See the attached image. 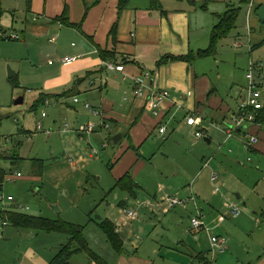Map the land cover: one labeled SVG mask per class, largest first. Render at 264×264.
Listing matches in <instances>:
<instances>
[{
	"label": "rangeland",
	"instance_id": "obj_1",
	"mask_svg": "<svg viewBox=\"0 0 264 264\" xmlns=\"http://www.w3.org/2000/svg\"><path fill=\"white\" fill-rule=\"evenodd\" d=\"M206 1L205 5L209 8L207 16L213 11L224 13L228 3L240 8L235 26L225 38L216 42L211 60L216 63L217 68H215L218 75L223 78V84L228 85L230 100L234 98L231 100V106L235 108L241 98L236 96V91L248 86V77L245 76L250 71L252 62L262 65L261 69L257 68L254 73L257 79L263 82L264 93V21L254 9L250 22L247 14L250 8L249 0ZM253 2L257 6L264 3V0H253ZM27 7V0H0V23L5 31L0 33V165L8 174L20 171L23 175L20 179L7 182L0 191V196L8 197L11 194L18 203L29 208V210H18L21 213L51 219L60 218L83 226L89 248L94 253L93 256L85 252L77 253L71 260L73 264L95 262L100 264V260L95 258L97 256L111 264L116 263L115 260L120 254L113 250L98 223L107 216L111 217V209L116 207L113 210L117 211L124 200L132 207L136 206L135 199L128 196L123 189L115 187L112 161L114 152L121 148V145L112 142L114 134L110 131L111 128L94 140L91 139L93 133L90 134L91 136L81 138L77 128L81 123H87L88 118L87 108L81 107L84 92L78 95L81 103L74 102L72 96H63L56 101L55 94L48 87H41V81L45 78L43 74L49 68L48 57L40 56V59L44 58V60L36 65L43 64L42 73H37V68L32 66L33 58H37L35 49H41L45 44H50V41H55H52L54 36L51 38L52 30L44 31L43 37L42 34H37L41 37L40 41L38 36L29 33L30 21L25 22ZM36 21L40 20L36 19ZM220 21L221 19L212 27L213 30ZM36 24L39 26L40 23ZM195 27L193 23V28ZM61 28L64 29L62 33ZM206 31L210 32L209 28ZM10 32L14 34L26 32L28 43L24 44L23 39L4 38V34ZM56 32H59L62 43L65 42L66 45H71L72 41L78 43L66 27H54V34ZM55 37L57 40V36ZM210 41L211 38L208 40L209 44H204L207 49L212 44ZM235 42L242 44V48L238 49ZM200 61L204 62L205 59ZM198 62L195 67L198 66ZM10 68L16 72V76L19 75L17 78L20 77L21 87H15L10 81ZM39 74H42L41 81L37 77ZM233 78L236 79L234 84L231 83ZM42 90L52 99L50 103L36 106L39 91ZM22 95L25 102L16 104V100ZM90 102L94 104V100L91 99ZM44 113L47 116L43 117ZM179 116L182 117V114ZM40 122L41 129L37 127ZM166 136V140H162L157 131L154 139H151L155 140L157 145L146 144L142 149L148 165L136 180L147 183L150 190L142 192L139 189L138 195L144 193L138 196L139 199H146L147 196L152 197L148 200H152L154 194L159 193L158 184L165 186L169 178L168 181L175 183L174 195L182 191L183 195H190L193 189L200 208H203L205 222L210 228V225L214 224L215 215L226 211L225 200L231 198L241 208L242 216L246 220L238 223L237 219L231 218L221 228L211 233L220 235L222 232L221 235L226 236L228 242L234 239L233 244L244 250L251 249L255 243L262 241L264 183L259 189L257 188L254 178L259 175L254 172L255 165L247 162L249 158L241 160L245 166L239 165L238 161L224 163L223 177L226 176L228 180L225 184L215 183L222 188V191L217 193L215 185L214 190L211 185V170L202 169V157L214 156L216 142L209 146L204 138H198L200 143L194 145L198 142L195 137L193 144L188 143L184 140L186 134L179 130L175 121L171 122ZM175 141L183 142L181 148L175 147ZM105 144L107 147L103 149ZM202 146L206 151L202 150ZM92 148L98 149L100 153L90 157ZM79 155L85 159L84 163L78 161ZM75 161L77 163L73 165ZM198 164L200 166L197 169ZM179 168L182 170L179 171ZM162 170L168 171L170 177ZM259 172L264 176L263 167ZM213 191L218 196L213 197ZM237 194H240L241 198H238ZM7 202L6 199L0 200V210L9 204ZM55 206L61 211L58 212ZM165 209V205L162 207L146 204L138 211V221L125 226L126 255L140 254L144 257L145 253L154 254L158 250L161 255L152 256L154 263L178 264L177 258L192 254L191 248L198 251L197 245L200 241L196 238L200 234L191 231L192 218L197 212L194 205L191 203L187 207L178 206L168 213H164ZM34 232L35 235L31 236L32 230L11 224L3 232L0 229V264H39V257L50 260L59 252L62 245L70 240L68 235L62 232ZM61 237L68 239H57ZM203 242L208 246L207 235L204 236ZM190 262L188 264H192Z\"/></svg>",
	"mask_w": 264,
	"mask_h": 264
},
{
	"label": "crops",
	"instance_id": "obj_2",
	"mask_svg": "<svg viewBox=\"0 0 264 264\" xmlns=\"http://www.w3.org/2000/svg\"><path fill=\"white\" fill-rule=\"evenodd\" d=\"M249 1L251 5L252 0ZM159 2L160 6L155 8L152 6V0H27L28 7L25 22L30 21L29 33L38 36L39 41L48 30H52L51 34L53 35L51 38L57 36L55 42L50 41V44H45L43 48L35 49L37 58H33L32 66L37 68V73H42L43 64L36 65V63L44 60V58L40 59V56L48 57L47 64L49 68L43 74L45 76L44 80L41 81L40 75L42 74L37 75L42 82L41 87H48L55 94L54 99H57L56 101L63 96L74 98L84 92L85 96L81 104L83 109H86L85 104L87 102H90L91 99L94 100V104L90 103L102 112V118L111 126V129L105 128L104 131V128L99 127L101 117L95 116L87 109V123L94 121L97 124L96 131L91 137L92 140L98 135L103 136L108 129L113 131L114 135L120 133L123 135L119 143L121 148H118L113 154L112 171L116 182L130 172L139 185L137 191L139 189L142 192L147 189L150 190L147 183H140L136 180V177L142 175V171L148 165V160L143 156L145 153L142 149L146 144L157 145L155 140H151L154 139L157 131H159V137L166 140L169 126L172 121H175V125L179 127V130L184 131L186 134L184 140H187L188 143H194L197 129L206 130V135L202 138L207 141V145L212 146L216 142L214 156L212 158L202 157V169L208 168L211 170V185H213L212 177L214 173L218 175L217 184L218 182L225 184L228 180H226V176L223 177L225 162L238 161L239 165L245 166L241 160L247 157V159L249 158L247 162L255 165L257 169L254 172L259 176L254 178V182L259 189L264 183L263 173L259 172L262 167L264 168V123L248 125L243 131L236 133L234 137L227 138L225 132V128L231 124L234 114L239 110V102L247 93L245 86L244 88L242 86L243 89L236 91V96L241 98L237 101L238 104H236L235 109L231 106V100L234 98L230 100L229 87L223 84V78L218 75L216 70V63L211 61L214 54L197 57L193 63L183 60H166L160 66L157 64L165 56L195 55L199 51L208 50L205 45L209 44L208 40L212 38V27L226 11L237 7L228 3L224 13L213 11L207 16L209 8L205 5L206 0H159ZM200 2H203V4ZM263 4L260 3L256 6L254 3L253 8H249L247 14L250 22L254 9L257 13V10ZM187 6L190 8H187ZM66 8L69 10V20L78 26L80 25L81 28L77 26L68 27L60 20H56L57 17H62ZM35 17L40 21H36ZM36 23H40L39 26ZM193 23L196 26L195 28H193ZM62 26L66 27L75 36L78 43L74 41L71 45H66L65 42L62 43L59 32L54 34V27L60 28ZM114 26H117L116 36L111 34ZM207 28L210 32L206 31ZM63 30V28L60 29L61 33ZM2 31L4 29L0 23V33ZM12 34L14 33L4 34V38H10ZM37 34H42V36L40 37ZM18 35L22 38L17 40L23 39L24 44L28 43L26 32H21ZM52 43L54 44L52 45ZM241 45L239 42H235L238 49L242 48ZM100 48L115 54V64L124 65L125 71L117 72L106 68L103 65L102 55L98 50ZM72 55H81L82 57L71 64H63L60 61L63 57ZM201 59H205V61L201 62ZM50 61H54V63L50 64ZM197 62L199 64L195 67ZM145 71H150V82L157 90L167 89L171 94L158 112L150 108V92H147L145 96L134 97L132 95L135 78L143 76ZM235 80L233 78L231 83L234 84ZM42 94L47 97L43 103L47 104V100L50 103L52 98L48 97V94L43 90L42 92L39 91L38 100L42 99ZM127 95L129 98L126 100ZM197 112L203 114L202 125L190 126L187 124V118ZM180 114H182V117L179 116ZM43 117L45 116L43 115ZM178 118L180 121L177 120ZM214 123L220 124L221 128L216 127ZM163 127L167 129L164 134L161 133ZM173 129H175V126H173ZM251 135L260 138L259 142L253 146L249 145ZM81 138H86V136H81ZM196 143L194 145H198L200 140ZM182 144L181 141L174 142L176 148H181ZM207 145L206 147H208ZM102 148L105 149L104 146ZM205 149L202 146V150L206 151ZM92 156L97 155L90 153V157ZM78 158V161L85 162L82 155H79ZM76 163V161L73 162V165ZM199 166L198 164L197 169ZM181 170L179 168V171ZM17 172L20 171L10 174L13 178L8 182L23 177L16 175ZM163 172L169 175L168 171ZM168 180L169 178L165 186L158 184L159 193L154 194L152 200H148L152 197L147 196L146 199H139L138 196L144 194L142 192L139 195L137 193L135 197H131L126 192L128 196L136 200V206L132 207L124 200L117 211L113 210L116 207L111 209V217L107 216L105 219H110L115 223L117 232L124 239V244L125 226L138 221V211L146 204L162 207L165 205L164 213H168V211L178 207L170 208L166 205L165 199L168 196L184 199L192 194L193 189L190 195H183V191L174 195L173 185L175 183ZM180 196H183V198ZM212 196L218 195L213 191ZM230 200L232 199L225 200L224 208L226 211L215 215L214 224H211L210 228L206 225L204 229H200L205 232L200 230V232H197L192 228V232L200 234L196 238L200 241L197 245L199 252L191 248L192 254H185V256L177 258L178 264H188L190 261L192 264H264V239L255 243L253 248L244 250L242 247L233 244L234 239L228 242L226 236L221 235L222 232L220 235L211 233L217 228H221L231 218L237 219L238 223H243L246 220L242 216V211L237 216L231 213L227 205ZM7 203L9 204L5 206L8 209H17L16 204L18 201L16 198L14 203ZM6 207L1 210L6 209ZM126 208L137 211L136 219L126 215L124 211ZM54 219L58 220L60 218ZM259 222L257 221V223ZM7 226H10V224L4 226L0 223L1 231L3 232ZM32 231L31 236H34L35 230ZM206 235L208 236V246L207 244L204 245L203 242ZM229 235L230 233H228ZM216 236L221 240L225 239V248L224 250H217L214 254L212 238ZM68 237L70 239L69 235ZM68 237L57 239H68ZM159 252L156 250L154 254L160 256ZM154 254L148 255L145 253L144 257L140 254L126 255L124 250V253L120 254L115 260L116 263L112 264H156L152 257ZM51 259L45 260L39 257L40 261L38 263L50 264ZM101 260L105 261L104 264H111L103 258ZM94 264H97V262Z\"/></svg>",
	"mask_w": 264,
	"mask_h": 264
},
{
	"label": "built area",
	"instance_id": "obj_3",
	"mask_svg": "<svg viewBox=\"0 0 264 264\" xmlns=\"http://www.w3.org/2000/svg\"><path fill=\"white\" fill-rule=\"evenodd\" d=\"M253 0L251 1L250 9L253 8ZM35 20L38 19L37 17L34 18ZM11 38L13 39H21L22 36L18 34H12ZM52 41H56V38H53ZM82 56L79 55H72V56H66L60 59V61L63 64H71L74 61H77L80 59ZM50 64H53L54 61H50ZM103 65L106 66L110 70H115L117 72L125 71V66L124 65H117L112 61H103ZM262 65L260 64H254L253 62L251 63L250 71L246 74V77H248V86L246 87V94L244 95L243 99L239 102L238 108L239 110L237 113L234 114L232 122L228 127L225 128V132L228 137H234L236 133H239L244 130L245 127L248 125L252 124H259L261 123L259 120V117L261 113L264 112V93L262 92V84L259 79L255 76L254 71L257 68H261ZM150 71H145L143 76L135 78V86L132 91V95L135 96H145L147 92H150L151 98H150V108L154 109L156 112L160 111L162 108V104L166 101L167 98L171 96L170 92L166 90H157L152 83L150 82ZM129 96L127 95L125 99L127 100ZM74 102L79 103L81 100L78 96L74 97ZM47 103H49V100H47ZM86 108L90 110L95 116L101 117V124L99 127L101 128H110L109 124L104 121L102 118V112L99 111L97 108H95L90 102H87L85 104ZM44 116H47L46 113H44ZM203 114L200 112L194 113L193 115L189 116L187 118V124L193 127H197L202 125L203 121ZM96 123L94 121H89L86 124H81L77 128V132L81 136H90V134L94 133L96 131ZM214 125L218 128H221L220 124L214 123ZM42 123L40 122L37 127L41 129ZM166 127L161 128V133L164 134L166 133ZM206 135V130L205 129H197V132L195 133V137L202 138ZM260 138H258L256 135H251L250 140H249V145L253 146L259 142ZM107 146V144L104 145V148ZM92 155H98L100 151L96 148H92L91 150ZM251 160V158H250ZM16 175L18 176H23L20 172H17ZM8 180H11L13 176H9ZM218 178V175L214 173L212 177V182L213 185H215V191L217 193H220L222 191V188L219 185H216L215 182ZM7 200L10 203H14L15 198L13 196H8L5 197L4 195L0 196V200ZM166 205L168 207H174V206H185L187 207L189 204H193L195 207L196 216H193L192 218V228L194 230L199 231L200 229H204L206 227V222H205V216H203L202 209L199 206V201L196 197V194L192 191V194L189 197H186L184 199H179L176 197L168 196L165 199ZM17 207L20 210H29V208L23 206L21 203H17ZM228 207L231 211V213L234 216H237L241 213V208L232 200L228 201ZM126 215L128 217H131L133 219H136L137 217V211L133 209H124ZM0 223L2 225L6 226L9 224V222L5 221L2 219L0 216ZM225 239L223 238L222 240L219 237H213L212 238V247H213V253L215 254L217 250H224L225 248Z\"/></svg>",
	"mask_w": 264,
	"mask_h": 264
},
{
	"label": "trees",
	"instance_id": "obj_4",
	"mask_svg": "<svg viewBox=\"0 0 264 264\" xmlns=\"http://www.w3.org/2000/svg\"><path fill=\"white\" fill-rule=\"evenodd\" d=\"M153 7L157 8L160 6V3H158V0H152ZM240 9L234 8L229 11H226L225 14L220 18V23L214 28V32L212 34L211 38V46L208 50L199 51L195 55L189 54V55H180L177 56H165L162 58L157 64L159 66L165 62L166 60H174V61H186L188 63H192L196 60L197 57H203L206 55L214 54L215 52V44L218 40L225 38L226 35L229 33L230 29H232L235 26V21L238 18ZM56 20H60L65 26L71 27V26H77L81 28V26L74 24L72 21L69 20V10L68 8L65 9L62 17H57ZM116 29L117 26H114L111 34L116 36ZM11 38V37H10ZM9 38V39H10ZM100 54L102 55V60L105 61H112L116 62V56L109 50H102L101 48L98 49ZM106 67V66H105ZM107 68V67H106ZM16 76V75H14ZM12 77L10 78V81L13 83V85L16 87H21V83L19 81V78ZM40 100L36 101V106L39 105V103H43L45 99L47 98L46 95L42 94ZM40 103V104H41ZM261 123H264V112L261 113L259 120ZM110 126V125H109ZM111 127V126H110ZM10 174L7 173L6 169L0 165V191L3 190V187L8 182V177ZM138 183L133 178L132 174L128 172L124 176H122L121 179H119L115 187L123 189L125 192L129 193L131 197H135L137 194L138 189ZM123 204V203H122ZM17 206V204H16ZM17 209H4L0 210V216L3 220L9 222V224L16 225L19 228H24L28 230H35V231H43V232H57V233H65L70 236V240L68 243L62 245V247L58 250L59 252L51 259L50 264H72L71 259L74 255L77 253L85 252L91 256H93L92 250L89 248V243L87 241V237L85 235V229L83 226L72 224L69 221L63 220V219H50V218H44L41 216H34V215H28L21 213ZM99 226L104 234L107 235V238L109 239L113 249L118 253L122 254L124 253V239L122 236L117 232V227L115 223L110 219H105L99 223ZM96 256V255H95ZM100 260V264H104L105 261L101 260L99 256L95 257Z\"/></svg>",
	"mask_w": 264,
	"mask_h": 264
},
{
	"label": "water",
	"instance_id": "obj_5",
	"mask_svg": "<svg viewBox=\"0 0 264 264\" xmlns=\"http://www.w3.org/2000/svg\"><path fill=\"white\" fill-rule=\"evenodd\" d=\"M257 14L261 17V19L264 21V6H261L258 10H257ZM16 74V72L10 68L9 69V76H14ZM25 102V98L24 96H19L18 99L16 100V104H23ZM123 138V135L120 133V134H116L112 137V142H114V144L118 145L121 141V139ZM238 198H241V195L240 194H237ZM55 209L58 210V212H60L61 210L59 209L58 206H55Z\"/></svg>",
	"mask_w": 264,
	"mask_h": 264
}]
</instances>
